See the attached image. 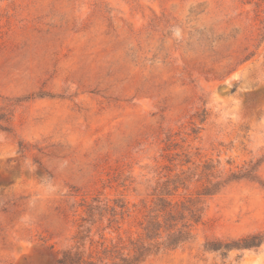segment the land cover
Instances as JSON below:
<instances>
[{"label":"rangeland","instance_id":"374dc122","mask_svg":"<svg viewBox=\"0 0 264 264\" xmlns=\"http://www.w3.org/2000/svg\"><path fill=\"white\" fill-rule=\"evenodd\" d=\"M170 179L221 184L140 264H264L206 248L264 234V0H0V264L118 261Z\"/></svg>","mask_w":264,"mask_h":264},{"label":"trees","instance_id":"16d2710c","mask_svg":"<svg viewBox=\"0 0 264 264\" xmlns=\"http://www.w3.org/2000/svg\"><path fill=\"white\" fill-rule=\"evenodd\" d=\"M238 178V176L236 177ZM173 179L163 181L158 185L155 200L150 206L146 222L143 224V234L136 241L131 242L128 252L116 255L118 261L111 264H140L148 256L158 253L161 249H175L192 238L193 223H198L202 217L203 206L199 203L202 196L217 192L220 182L208 185L199 192L197 198H188L182 201L171 199L178 185ZM173 184V185H172ZM125 208V205H120ZM116 210L111 206L110 210ZM98 211L97 205H89L84 221L95 222L94 217ZM113 222L117 213H111ZM264 243V234H248L233 243L207 242L206 248L211 250L224 249H252L258 248ZM117 252V251H116ZM58 264H106L101 259L86 260L84 254L72 249L63 252L57 260Z\"/></svg>","mask_w":264,"mask_h":264}]
</instances>
